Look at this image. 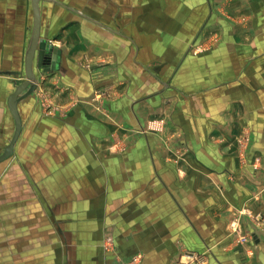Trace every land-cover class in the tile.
Returning <instances> with one entry per match:
<instances>
[{
    "label": "crops",
    "instance_id": "1",
    "mask_svg": "<svg viewBox=\"0 0 264 264\" xmlns=\"http://www.w3.org/2000/svg\"><path fill=\"white\" fill-rule=\"evenodd\" d=\"M39 7L61 54L17 104L2 259L175 264L193 251L200 264H264V0ZM32 19L30 0H0V136L14 130L7 97Z\"/></svg>",
    "mask_w": 264,
    "mask_h": 264
},
{
    "label": "water",
    "instance_id": "2",
    "mask_svg": "<svg viewBox=\"0 0 264 264\" xmlns=\"http://www.w3.org/2000/svg\"><path fill=\"white\" fill-rule=\"evenodd\" d=\"M30 2L33 19L31 36L23 58L24 80L22 82L14 83L13 89L7 97V107L9 108L11 116L13 117L15 126L10 137L11 139L0 152V163L13 156L15 143L17 142L22 130L23 122L17 107L18 102L28 94L34 92V90L37 88V70H54L61 54V50L58 47H55L50 43V41L40 35V0H30Z\"/></svg>",
    "mask_w": 264,
    "mask_h": 264
},
{
    "label": "rangeland",
    "instance_id": "3",
    "mask_svg": "<svg viewBox=\"0 0 264 264\" xmlns=\"http://www.w3.org/2000/svg\"><path fill=\"white\" fill-rule=\"evenodd\" d=\"M10 137H11V135L10 136L9 135H7V136H0V152L3 150V147L8 143V141L11 139ZM11 157L8 158L7 160H5V161H3V162L0 163V178H1L2 174L5 173L6 170L9 167L12 166V164H13L14 161H12ZM238 235L236 236L237 243H239V244H246L245 242H240L238 240ZM5 244H7V247H9V252H11L13 250H16V246H15L14 243H5ZM0 246H1V244H0ZM4 252H7V251H4ZM13 256H15V253H13L12 257ZM186 257H187V261L186 262H177L175 264H188L189 262H195L197 264H200L199 262H203V259L199 255H197L195 252H193V251L186 252ZM41 258H43V256ZM57 258H59V256H57ZM2 260L5 262L4 264H8V263H6V261H7L6 258L2 259V249L0 248V264H3L2 263ZM9 260L10 261H15L16 258H10Z\"/></svg>",
    "mask_w": 264,
    "mask_h": 264
},
{
    "label": "built area",
    "instance_id": "4",
    "mask_svg": "<svg viewBox=\"0 0 264 264\" xmlns=\"http://www.w3.org/2000/svg\"><path fill=\"white\" fill-rule=\"evenodd\" d=\"M238 220H239V218H238L237 215L234 216V218L232 219L231 226L233 227V229L234 228L236 229L238 227ZM238 240L240 242H245V243H248L250 241L249 237L247 235H245V234H239L238 235Z\"/></svg>",
    "mask_w": 264,
    "mask_h": 264
}]
</instances>
